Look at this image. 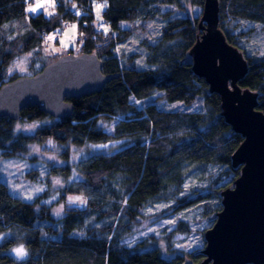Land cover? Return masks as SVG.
<instances>
[{
	"label": "trees",
	"instance_id": "trees-1",
	"mask_svg": "<svg viewBox=\"0 0 264 264\" xmlns=\"http://www.w3.org/2000/svg\"><path fill=\"white\" fill-rule=\"evenodd\" d=\"M189 1L201 7L205 3ZM31 2L0 0V85L19 76L8 72L14 58L42 47L46 34L54 33L64 20L77 22L83 40L81 53H96L105 61L104 73L120 76L100 92L73 99L75 108L70 117H53L37 105L25 107L21 120L44 122L34 133L17 132V120L0 117L3 156H18L32 143L40 144L44 151L60 152L65 160H69L67 148L71 144L116 139H128L131 144L112 154L96 153L73 166L53 168L64 178L75 170L83 186L105 192L88 199L87 207L81 208L68 201V195L78 193L79 188L74 182L66 185L61 196L65 214L58 218L53 205L42 201L44 194L23 200L0 182V234L4 235L0 264H182L181 256L166 258L158 249L139 250L121 241L144 208L160 200H175L181 209L205 200L202 215L214 223L209 216L222 208L221 191L240 175V167H232L231 157L243 137L219 115L220 95L210 93L205 80L184 62L200 32V18L170 17L171 9L163 11L165 5L181 8L184 0H60L55 14L49 16L30 13ZM219 2L220 28L248 59V73L239 84L259 92L258 108L264 111V56L248 54L239 44L240 36L247 31L235 34L242 22L264 27V0ZM100 4L106 7L98 13ZM158 17L165 19L160 36L155 43H143L149 67L124 64L115 54L118 44L134 33L136 21ZM124 21L135 27L124 28ZM17 29L21 35L14 40L12 35ZM156 94L157 100L181 101L185 105L202 98L205 109L165 110L155 102L138 108L130 102L132 96L141 100ZM118 116L123 118L113 131H105L104 127ZM194 173L211 184L218 179L224 182L212 195L189 199L180 193L186 177ZM27 176L33 180L37 170ZM21 245L27 251L23 259L12 253ZM198 251L190 256L195 262L203 258Z\"/></svg>",
	"mask_w": 264,
	"mask_h": 264
},
{
	"label": "water",
	"instance_id": "water-1",
	"mask_svg": "<svg viewBox=\"0 0 264 264\" xmlns=\"http://www.w3.org/2000/svg\"><path fill=\"white\" fill-rule=\"evenodd\" d=\"M196 42L184 57L193 72L205 79L210 93L221 97V112L243 141L232 154L240 175L220 193L222 208L209 216L203 258L182 264H264V111L259 92L239 82L249 70L244 51L231 44L219 27V0H205ZM96 53H68L34 75H19L0 85V117L21 118L37 105L45 113L65 118L73 114V99L100 92L120 73H104Z\"/></svg>",
	"mask_w": 264,
	"mask_h": 264
},
{
	"label": "rangeland",
	"instance_id": "rangeland-1",
	"mask_svg": "<svg viewBox=\"0 0 264 264\" xmlns=\"http://www.w3.org/2000/svg\"><path fill=\"white\" fill-rule=\"evenodd\" d=\"M59 1L32 0L29 7L42 4L43 8L38 9L35 13L44 12L49 16V13L51 15L55 14V11H57L56 4ZM182 6L180 8L173 4L165 5L163 11L166 12L171 9L170 17L201 18L203 15L204 8L194 5L189 0H184ZM44 9H47V11ZM101 9H99L98 13ZM135 24H137L135 25L136 27L132 22L124 21L122 23L124 28L135 27L134 33L118 44L115 54L121 57L122 62L126 65L147 68L149 67L146 62L147 49L143 46V43H155L157 41L165 24V19L158 17L150 21H136ZM245 31L247 33L244 36H240L239 44L248 54L264 56V27L251 21L242 22L236 28L235 34L239 36V32ZM19 35H21L20 29L15 30L12 39L17 40ZM49 37H52V39H48ZM82 46L83 40L79 33L77 22L64 20L54 33L46 34L42 47L39 46L34 51L16 56L8 70L9 75H34L48 65L49 62L55 61L53 60L55 56L60 57L68 53L81 54ZM157 95L141 100L132 96L130 97V102L138 108L155 102L161 109L165 110L203 111L205 109L202 98H199L191 105H185L181 101L157 100ZM122 118L123 116L114 118L109 125L104 127V130L111 133L114 126ZM43 123L19 119L16 122L15 130L24 134L34 133ZM130 144L131 142L128 139H116L101 143L88 142L83 145L71 144L67 148L69 150V160H65L60 152L44 151L38 143L30 144L27 151L21 152L15 157H4L0 150V182L7 184L11 193L23 200L31 201L44 194L42 201L53 205V212L58 218L65 214L64 200H62L61 196L65 191L66 185L74 182V186L79 188L78 193L68 195V201L70 197H81L85 203H80L79 201L70 203L69 201L70 204L81 208L87 207L88 199H93L98 194L102 196L105 192L103 190L96 192L89 186H83L82 178L75 170H72L68 178H64L60 174H56L53 168L64 165L73 166L96 153L112 154ZM51 145L55 144L51 143ZM104 145L107 147H102ZM33 170H37V176L31 180L27 175ZM56 181L60 183H56ZM216 182L211 184L209 180L199 179L197 173H194L192 176L188 175L186 177L180 194L189 199L197 198L200 194L205 193L212 195L218 187H221L224 181L218 179ZM37 189L42 190L37 191ZM204 201H195L182 209L181 205L176 207L177 202L175 200H160L153 205H148L144 208L143 214L131 224L121 242L139 250L155 248L166 258L181 256L184 260L192 256L197 250L205 247V231L213 225L211 221H207L202 215L201 206L204 207L203 205L206 204ZM83 234L82 232L75 233V235L80 236ZM3 238L4 235L0 234V241ZM24 248L26 247L24 246ZM12 253L16 256L14 251Z\"/></svg>",
	"mask_w": 264,
	"mask_h": 264
},
{
	"label": "snow or ice",
	"instance_id": "snow-or-ice-1",
	"mask_svg": "<svg viewBox=\"0 0 264 264\" xmlns=\"http://www.w3.org/2000/svg\"><path fill=\"white\" fill-rule=\"evenodd\" d=\"M103 7H106V4L105 5H97V10L99 11V9H101ZM41 8H43V5L42 4H37L35 7L30 6L28 11L32 12V13H35V12H37L38 9H41ZM44 10L47 11V9H44ZM49 15H51V13H49ZM105 31H107V29H105ZM48 39H52V37H49ZM17 127H19V126H17ZM102 147H107V146L104 145ZM56 183H60V182L56 181ZM41 190L42 189H37V191H41ZM29 198H31V197H29ZM69 201H70V203H75L77 201H79L80 203H85V201L81 197H70ZM13 251L15 252L16 256L18 258H21V259H23L27 255L23 245L13 249Z\"/></svg>",
	"mask_w": 264,
	"mask_h": 264
},
{
	"label": "bare ground",
	"instance_id": "bare-ground-1",
	"mask_svg": "<svg viewBox=\"0 0 264 264\" xmlns=\"http://www.w3.org/2000/svg\"><path fill=\"white\" fill-rule=\"evenodd\" d=\"M219 23H220V19H219ZM219 27H220V26H219ZM223 32H224V31H223ZM195 42H196V40H195ZM195 42L193 43V45L195 44ZM231 44H232V43H231ZM193 45H192L191 47H193ZM233 45H234V44H233ZM191 47H190V48H191ZM190 48H189V49H190ZM189 49H188V50H189ZM186 54H187V53H186ZM185 56H186V55H185ZM204 80H205V79H204ZM205 82H206V81H205ZM207 85H208V84H207Z\"/></svg>",
	"mask_w": 264,
	"mask_h": 264
}]
</instances>
